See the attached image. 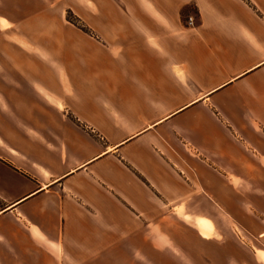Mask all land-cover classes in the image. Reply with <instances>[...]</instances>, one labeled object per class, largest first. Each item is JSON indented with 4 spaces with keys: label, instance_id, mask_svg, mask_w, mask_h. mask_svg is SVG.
Instances as JSON below:
<instances>
[{
    "label": "crops",
    "instance_id": "crops-1",
    "mask_svg": "<svg viewBox=\"0 0 264 264\" xmlns=\"http://www.w3.org/2000/svg\"><path fill=\"white\" fill-rule=\"evenodd\" d=\"M229 218L264 264V0H0V264H239Z\"/></svg>",
    "mask_w": 264,
    "mask_h": 264
},
{
    "label": "rangeland",
    "instance_id": "rangeland-1",
    "mask_svg": "<svg viewBox=\"0 0 264 264\" xmlns=\"http://www.w3.org/2000/svg\"><path fill=\"white\" fill-rule=\"evenodd\" d=\"M83 17L86 21L88 20L85 17V15ZM66 19L68 22L75 25L77 28L83 29V30L85 29L82 20L78 18L72 10H67ZM198 215H203V214L198 213ZM251 215L253 214L250 213L249 216L251 217ZM251 218H253V216ZM213 222L217 224V226H221V227L225 226V224L221 221L214 220ZM198 224L200 227H203V228H205L206 226L202 222H198ZM228 224H229L228 225L229 229L227 230H229L230 235L227 236V239L229 242H231V246L235 247V249H233L234 251L233 255L237 257L238 261L240 262L239 264H258L256 263V259L254 257V254L251 248L253 247V249H255L256 251V245H263L262 242H259V240L256 239L254 236H252L249 231L247 232L244 230H240L239 228H236L237 227L235 226L236 224L231 219L229 220ZM231 228L233 229V231L231 230ZM251 231H253L252 227H251ZM216 236H217L216 237L217 239H220V240L222 239L221 236L220 237H218V235ZM189 248L194 258H197L196 260L198 261L199 264H230V263L232 264V262H230V259H226L228 255L220 253V251L217 248L209 249V248L204 247V245H202L201 243L199 244L191 243L189 245Z\"/></svg>",
    "mask_w": 264,
    "mask_h": 264
},
{
    "label": "built area",
    "instance_id": "built-area-1",
    "mask_svg": "<svg viewBox=\"0 0 264 264\" xmlns=\"http://www.w3.org/2000/svg\"><path fill=\"white\" fill-rule=\"evenodd\" d=\"M185 23L187 26H194L195 24V17L194 16H188L185 20Z\"/></svg>",
    "mask_w": 264,
    "mask_h": 264
},
{
    "label": "trees",
    "instance_id": "trees-1",
    "mask_svg": "<svg viewBox=\"0 0 264 264\" xmlns=\"http://www.w3.org/2000/svg\"><path fill=\"white\" fill-rule=\"evenodd\" d=\"M75 24V23H74Z\"/></svg>",
    "mask_w": 264,
    "mask_h": 264
}]
</instances>
